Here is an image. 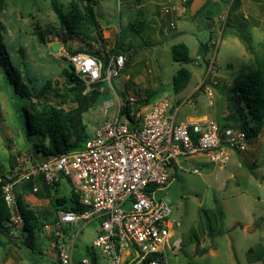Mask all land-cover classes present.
I'll list each match as a JSON object with an SVG mask.
<instances>
[{
  "label": "rangeland",
  "instance_id": "1",
  "mask_svg": "<svg viewBox=\"0 0 264 264\" xmlns=\"http://www.w3.org/2000/svg\"><path fill=\"white\" fill-rule=\"evenodd\" d=\"M233 1L98 0L95 11L102 33L99 42L104 51L109 52L121 36L126 48L125 60L132 56L129 66L113 81L114 90L119 94L128 88L129 96H141L143 100L145 95L135 94L141 88L155 92L156 99L167 98L175 105L179 102V120L207 113L238 121L240 116L232 109L227 95L233 79L253 67L255 52L264 43V0H239L230 13ZM69 2L7 0L5 3L3 39L10 62L9 72L0 74V172L14 170L24 157L38 162L46 160L35 148L40 135H29L26 113L30 106L20 96L22 89L16 82L27 83L30 90L36 91L48 80L55 82L54 87L63 98L47 93L37 101L39 110L50 105L68 110L75 105L71 87L62 73L67 61L57 57L58 52L50 43L43 45L34 35L37 27L57 26L53 4L67 12ZM227 21L230 26L225 29ZM131 24L133 29L128 27ZM56 40L53 38L51 42ZM179 43L188 46L194 58L192 64L173 61L171 47ZM205 44L209 48L207 52L201 50ZM181 68L188 69L192 76L187 87L176 94L173 78ZM102 88L104 93L99 101L83 115L90 136L112 114V111L105 113V102L116 100L108 83H103ZM244 107L246 119L252 125ZM249 164L256 165L253 171ZM184 166L199 168L201 174L179 171L155 195L157 200L171 206L175 238L182 240V248L176 255L167 252L166 264H264V260L251 261L249 254L251 248H264V130L257 138L248 140L242 154L230 152V160L223 168L204 158L185 162ZM73 189L72 184L62 182L54 193L60 198H70ZM44 194L39 184L37 194L29 191L24 195L28 206L48 221L38 231L33 245L26 243L28 233L22 227L9 229L8 233L0 229V264H59L46 229L53 225L49 222L54 215L53 197ZM200 209L222 211V219L213 226L221 235L208 236ZM82 226L80 222L65 231L73 236L81 230L74 246L75 256L79 258L93 248L100 223L93 221ZM248 228L252 229L248 231ZM204 249L208 252L202 255ZM98 258L100 264H108Z\"/></svg>",
  "mask_w": 264,
  "mask_h": 264
},
{
  "label": "built area",
  "instance_id": "2",
  "mask_svg": "<svg viewBox=\"0 0 264 264\" xmlns=\"http://www.w3.org/2000/svg\"><path fill=\"white\" fill-rule=\"evenodd\" d=\"M57 57L66 58L84 81V93L99 83L111 86L116 100L103 107L105 113L112 114L80 151L41 162L24 157L6 178L0 177L10 211L6 227L16 230L24 226L17 189L26 181H34L32 194L39 192L40 179L48 187L70 183L86 210L59 209L56 222L46 226L51 250L60 264H93L86 255L74 259L75 240L81 230L73 236L65 232L80 222L84 227L93 221L100 223L93 249L108 264H125L129 259L130 264L166 262L167 252L176 255L182 240L175 238L171 206L157 200L156 192L179 171L201 174L199 168L187 169L185 162L204 158L223 168L230 152L242 154L247 149V133L223 127L218 119L208 117L179 120V106L167 98L142 101L136 109L140 98L129 96V119L113 87L126 68L124 55H110L106 65L86 53L71 54L63 46ZM152 255L155 258L150 259Z\"/></svg>",
  "mask_w": 264,
  "mask_h": 264
},
{
  "label": "trees",
  "instance_id": "3",
  "mask_svg": "<svg viewBox=\"0 0 264 264\" xmlns=\"http://www.w3.org/2000/svg\"><path fill=\"white\" fill-rule=\"evenodd\" d=\"M6 1L7 0H0V74L3 71H6L7 73L9 72L8 67L10 62L3 39L5 25L2 20V15ZM186 2L189 3L190 0ZM238 2L239 0L233 1L230 7V13L233 7L237 6L236 4ZM97 3L98 0H70L67 12L63 11L60 5L53 4L54 11L58 18V24L55 27H47L46 29L37 27L34 31L37 41L43 45H47L53 38H56L71 54L86 53L101 59L106 65L109 61L110 55L125 54L126 48L122 44L121 36L109 52H105L104 47L99 42V38H102V33L95 11ZM229 26L230 24L227 21L225 23V29ZM128 27L133 29L134 24H131ZM241 37L243 38L244 36L241 35ZM208 49V45H201V50L203 52H207ZM171 52L172 59L176 63L189 65L194 62V58L190 56L188 46L184 43L172 45ZM63 59L67 61L66 58ZM131 59L132 56L126 61V67L129 66ZM206 64L208 67L209 63L206 62ZM68 66L72 67L69 63ZM62 73L66 77L67 84L71 87L69 91L74 95L73 100L75 105L68 110L51 105L39 110L37 101L42 99L47 93H52L58 98H63V95L60 94L59 90L54 87L55 82L53 80H48L39 91H36L35 89L30 90L27 83L16 82V84H20L22 89V91L20 90L19 92L20 96L29 102L31 110H27L26 113L29 135H40V142L35 148L36 152L44 156L46 160L60 157L65 154L75 153L84 148L86 141L91 136L86 133V125L83 121V115L99 101L100 95L104 93V91L98 90V88L102 87L103 83L94 85L91 91L87 93H84V91L80 92L79 89L84 84V81L76 74L73 67L72 72L65 67L63 68ZM191 76V72L186 68H181L177 72L173 78V90L176 94L181 93L187 87ZM16 87L18 88V86ZM201 89L202 86L199 90ZM128 90V88H125V91L119 93V95L122 97L125 104L124 115L129 117V119H132L130 115L131 106L128 101ZM135 92V94H143L146 96L143 100L140 96V100L136 102V109L142 101L151 103L156 100L155 92L141 88ZM227 99L232 109L240 116V119L238 121H228L222 116L225 122L222 123L219 119L218 122L223 127L245 131L248 140L257 138L264 130V43L261 45V48L255 52L253 67L233 79L232 86L228 91ZM63 103H65V101ZM178 104L179 102L177 103V106ZM244 105L251 116L252 125H249L246 119ZM255 167L256 165L249 164V168L252 171ZM9 174L10 171H1L0 177L6 178ZM173 178H175V175ZM38 184L43 186L45 191L44 195L47 198L53 197L52 206L54 208V215L49 221L50 223L54 224L56 222V212L59 209H69L78 212L86 210V208L80 204L79 194L76 193L74 189L69 195L70 198L65 196L60 198L57 197L54 192L61 183L56 184L55 187H48L40 179L38 180ZM33 186L34 181L30 180L26 181L17 189V197L24 218L23 229L28 233L26 243L29 245L34 244L35 236L38 231L48 222L43 220L41 215H39L35 209L30 208L24 200V195L29 191L32 192ZM199 214L201 215V218L203 217L202 222L204 223L205 230L210 238L222 234L220 230L213 228L215 223H218V221L222 219L223 213L221 210L218 209L216 212H213L200 209ZM9 220L10 211L5 203L0 185V229L6 231L5 233H8L9 231L8 227H6ZM192 238L197 240L195 235H192ZM207 252L208 249H204L201 254L204 255ZM249 254L251 261L256 262L264 260V248H251ZM86 256L92 258L93 264H100L98 255L93 248L88 249ZM153 258H155V256L152 255L150 259ZM131 261L132 259H129L125 264H130ZM58 263L60 264L59 261ZM160 264H166V262L162 260L160 261Z\"/></svg>",
  "mask_w": 264,
  "mask_h": 264
},
{
  "label": "water",
  "instance_id": "4",
  "mask_svg": "<svg viewBox=\"0 0 264 264\" xmlns=\"http://www.w3.org/2000/svg\"><path fill=\"white\" fill-rule=\"evenodd\" d=\"M189 12H190V11H189ZM50 47H51L53 50H55V51L58 52L61 48H63V45H62V43H60V42H54V43H51V44H50ZM20 54H21V57L24 58V52H23V50H20ZM67 68L72 72V67L67 66ZM85 87H86L85 84H83V85L80 87L79 91H80V92H83L84 89H85ZM219 121L222 122V123L225 122V121L223 120L222 116H220ZM251 229H252V228H248L247 230L249 231V230H251ZM138 255H139V253L137 252V253H136V256L138 257Z\"/></svg>",
  "mask_w": 264,
  "mask_h": 264
},
{
  "label": "crops",
  "instance_id": "5",
  "mask_svg": "<svg viewBox=\"0 0 264 264\" xmlns=\"http://www.w3.org/2000/svg\"><path fill=\"white\" fill-rule=\"evenodd\" d=\"M170 2H171V0H169ZM176 1H180L181 2V0H176ZM183 2V1H182ZM184 2H186V0H184ZM172 9H174V10H176L175 8H172ZM179 9V8H178ZM182 12H183V10H181ZM188 11H190V9L188 10ZM189 14H190V12H189ZM174 35H176V34H172L171 36H174ZM56 42H59L58 40H56ZM51 43H54V41H52V42H50V44ZM205 117H208V118H212V119H219L220 118V116L219 115H217V116H215V117H212V116H210V115H208L207 113L206 114H204V115H201V116H196V117H191V118H205ZM92 136V135H91ZM9 171H12V170H8L7 172H9ZM54 253V252H53ZM55 255V254H54ZM81 258V257H80ZM79 257H76L75 256V252H74V259H75V261H78L79 259H80Z\"/></svg>",
  "mask_w": 264,
  "mask_h": 264
}]
</instances>
